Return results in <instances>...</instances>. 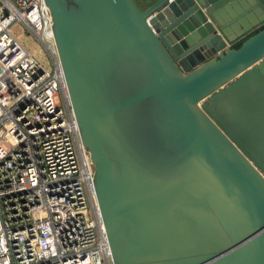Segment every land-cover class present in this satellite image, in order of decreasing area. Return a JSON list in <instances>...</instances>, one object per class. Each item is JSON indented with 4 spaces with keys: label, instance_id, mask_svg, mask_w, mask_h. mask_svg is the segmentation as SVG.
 <instances>
[{
    "label": "water",
    "instance_id": "water-1",
    "mask_svg": "<svg viewBox=\"0 0 264 264\" xmlns=\"http://www.w3.org/2000/svg\"><path fill=\"white\" fill-rule=\"evenodd\" d=\"M143 2L44 0L112 264H264V0Z\"/></svg>",
    "mask_w": 264,
    "mask_h": 264
},
{
    "label": "built area",
    "instance_id": "built-area-1",
    "mask_svg": "<svg viewBox=\"0 0 264 264\" xmlns=\"http://www.w3.org/2000/svg\"><path fill=\"white\" fill-rule=\"evenodd\" d=\"M92 175L48 7L0 0V264H112Z\"/></svg>",
    "mask_w": 264,
    "mask_h": 264
},
{
    "label": "rangeland",
    "instance_id": "rangeland-1",
    "mask_svg": "<svg viewBox=\"0 0 264 264\" xmlns=\"http://www.w3.org/2000/svg\"><path fill=\"white\" fill-rule=\"evenodd\" d=\"M24 40V43L26 47L30 50L32 55L39 60L45 67L49 68V57L46 53V50L42 46V44L37 41L34 37L30 36L27 37L23 36L22 37Z\"/></svg>",
    "mask_w": 264,
    "mask_h": 264
},
{
    "label": "crops",
    "instance_id": "crops-1",
    "mask_svg": "<svg viewBox=\"0 0 264 264\" xmlns=\"http://www.w3.org/2000/svg\"><path fill=\"white\" fill-rule=\"evenodd\" d=\"M139 7H142L144 5L143 0H133Z\"/></svg>",
    "mask_w": 264,
    "mask_h": 264
},
{
    "label": "trees",
    "instance_id": "trees-1",
    "mask_svg": "<svg viewBox=\"0 0 264 264\" xmlns=\"http://www.w3.org/2000/svg\"><path fill=\"white\" fill-rule=\"evenodd\" d=\"M239 43H240V42H237V43H236L234 46H235V47H236V46H238V45H239Z\"/></svg>",
    "mask_w": 264,
    "mask_h": 264
}]
</instances>
